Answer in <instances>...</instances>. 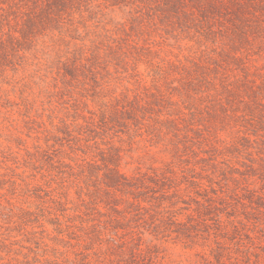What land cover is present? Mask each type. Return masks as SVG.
Wrapping results in <instances>:
<instances>
[{"label":"rangeland","instance_id":"1","mask_svg":"<svg viewBox=\"0 0 264 264\" xmlns=\"http://www.w3.org/2000/svg\"><path fill=\"white\" fill-rule=\"evenodd\" d=\"M0 264H264V0H0Z\"/></svg>","mask_w":264,"mask_h":264}]
</instances>
